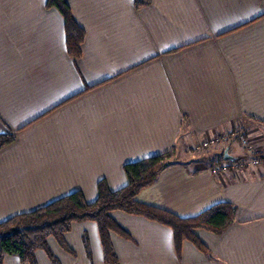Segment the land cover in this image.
<instances>
[{
	"label": "crops",
	"instance_id": "1",
	"mask_svg": "<svg viewBox=\"0 0 264 264\" xmlns=\"http://www.w3.org/2000/svg\"><path fill=\"white\" fill-rule=\"evenodd\" d=\"M65 1L84 30L76 59L47 0H0V135L14 136L0 149V222L75 191L93 202L100 180L127 183L126 163L207 138L226 143L230 168L174 163L137 200L184 218L229 202L235 220L195 229L205 250L184 240L178 252L170 227L113 210L117 264H264V159L241 168L229 142L264 124V0ZM64 241L72 252L47 239L60 264H106L96 222Z\"/></svg>",
	"mask_w": 264,
	"mask_h": 264
},
{
	"label": "trees",
	"instance_id": "2",
	"mask_svg": "<svg viewBox=\"0 0 264 264\" xmlns=\"http://www.w3.org/2000/svg\"><path fill=\"white\" fill-rule=\"evenodd\" d=\"M146 0H136L138 4ZM48 7L56 8L63 17L66 32V48L71 57L80 54V45L84 39V30L76 23L70 7L65 0H47ZM11 134L0 135V149L12 142ZM175 150L154 155L139 161L129 162L123 166L127 183L118 190L109 189L105 180L97 184V197L87 202L80 191L69 193L36 210L14 215L0 222V264L5 255H16L22 264H37L35 251L44 250L53 264H60L51 252L47 239L54 237L65 250L72 252L64 241V234L71 229L74 222L94 221L98 225L106 264H117L109 232L126 234L124 229L110 216L113 210L144 216L170 227L173 231L176 250L181 249L182 241L189 240L196 247L205 250L204 245L194 233L203 228L220 234L236 217V206L229 202L212 205L198 215L179 217L178 215L137 200L139 192L151 185L166 167L179 162ZM209 167L221 169V163L231 164L224 158V152L218 160L207 159ZM84 243L88 250L87 238Z\"/></svg>",
	"mask_w": 264,
	"mask_h": 264
},
{
	"label": "rangeland",
	"instance_id": "3",
	"mask_svg": "<svg viewBox=\"0 0 264 264\" xmlns=\"http://www.w3.org/2000/svg\"><path fill=\"white\" fill-rule=\"evenodd\" d=\"M248 128L249 129L247 130L251 131V134H249L247 131L241 132L239 129H237L239 130V134L236 136V138H232V140L229 142L234 143L233 147H237L239 150V155L241 156L239 161H237L239 167H261V162H263L264 159V124L259 122L249 123ZM240 136L247 140L246 145L242 144ZM204 141L208 142L209 139L205 138L201 140L197 145H194V147L190 145L185 147L183 144L178 145V149L176 150L174 157L179 162H187L190 160L193 162H203L205 165L209 166L207 159H212L214 161L218 160L219 156L225 151L224 148L226 143L213 145L212 143H209V141L207 145H204ZM225 141L228 142V139H225ZM248 146H251L252 149L248 150ZM221 167V169L230 168V165L227 163H221Z\"/></svg>",
	"mask_w": 264,
	"mask_h": 264
},
{
	"label": "built area",
	"instance_id": "4",
	"mask_svg": "<svg viewBox=\"0 0 264 264\" xmlns=\"http://www.w3.org/2000/svg\"><path fill=\"white\" fill-rule=\"evenodd\" d=\"M240 139H241L242 144H244V145L247 144V140L243 139V137L240 136ZM208 142H209V141H208ZM208 142H207V141H204V145H207ZM209 143H210V142H209ZM247 148H248V150H251V149H252L251 146H248Z\"/></svg>",
	"mask_w": 264,
	"mask_h": 264
},
{
	"label": "water",
	"instance_id": "5",
	"mask_svg": "<svg viewBox=\"0 0 264 264\" xmlns=\"http://www.w3.org/2000/svg\"><path fill=\"white\" fill-rule=\"evenodd\" d=\"M224 158L225 159H231V157L228 156L227 149H225V151H224Z\"/></svg>",
	"mask_w": 264,
	"mask_h": 264
}]
</instances>
